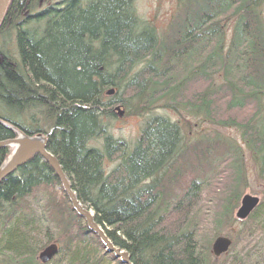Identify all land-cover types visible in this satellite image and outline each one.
I'll list each match as a JSON object with an SVG mask.
<instances>
[{
  "label": "trees",
  "instance_id": "1",
  "mask_svg": "<svg viewBox=\"0 0 264 264\" xmlns=\"http://www.w3.org/2000/svg\"><path fill=\"white\" fill-rule=\"evenodd\" d=\"M43 1L11 0L2 21L0 120L48 136L77 201L132 264H264V196L228 255L211 253L236 224L244 152L264 178V0H175L161 35L134 0ZM115 107L142 118L131 148L106 133ZM13 138L0 126V142ZM53 242L46 264H119L35 157L0 183V264H41Z\"/></svg>",
  "mask_w": 264,
  "mask_h": 264
},
{
  "label": "water",
  "instance_id": "2",
  "mask_svg": "<svg viewBox=\"0 0 264 264\" xmlns=\"http://www.w3.org/2000/svg\"><path fill=\"white\" fill-rule=\"evenodd\" d=\"M11 0H0V28L4 19L7 8ZM112 94V91L107 93ZM120 111L119 109H116ZM122 115V112H119ZM0 126L10 130L15 136L13 139L0 142V149H8L9 155L0 164V183L18 168L32 161L35 157H40L53 172L57 178L61 191L67 198L72 211L84 221L87 230L97 237L104 253L111 255L114 261L119 264H132L128 254L115 247L107 238L104 231L94 223L93 214L85 209L77 201L71 186L65 177L57 159L47 151L48 136L43 134L26 135L16 127L0 120ZM259 200L249 195H244L239 202V207L235 217L237 220H245L258 206ZM231 246V241L225 237H217L211 246V253L214 257L219 258L226 254ZM58 248L55 244H51L44 248L38 255L41 264L50 262L57 255Z\"/></svg>",
  "mask_w": 264,
  "mask_h": 264
},
{
  "label": "rangeland",
  "instance_id": "3",
  "mask_svg": "<svg viewBox=\"0 0 264 264\" xmlns=\"http://www.w3.org/2000/svg\"><path fill=\"white\" fill-rule=\"evenodd\" d=\"M45 1L49 3V1L55 2L56 0H45ZM45 1H43V4L41 5V8L43 9H44V5L48 4ZM175 5H176L175 0H134L133 8L136 14L143 21H146L149 25L151 24L156 29V31L159 33V35H161L165 31L167 23H169L172 16L175 14V8H176ZM263 15H264V10H263ZM205 86H206L205 83H198L197 85L195 84L192 87V90L199 91V90H202ZM110 96L111 94L108 95L107 97H110ZM114 109L116 110L120 108L115 107ZM159 113L162 114L163 112L158 111V114ZM235 116L236 115H233V117ZM142 122H143L142 118L132 114L131 112L124 115V111H123L122 115H119V112L116 110V117L111 120L109 124V128L106 131V133L107 132L110 133V135L115 140L124 141L127 144V146L131 148L137 136L139 135V129H140V126L142 125ZM42 127L48 130L46 127L41 126V128ZM222 132L232 142L235 141L237 144L240 143L239 135L233 129H226ZM13 136L15 135L13 134ZM244 154L245 156L243 157L242 164L244 165L245 170H246L245 172L246 188L243 190L242 197L244 195H249L251 197L257 198L260 202L262 201V198L264 196V178H261L258 176V173H259L258 170H255L253 164L250 162V159L247 153L244 152ZM106 164L108 166L109 165L112 166L111 162L106 161ZM238 207H239V204H238ZM237 209L235 210L234 215H233L234 219L236 220V224L232 225L231 227L224 226L220 230L219 235H218V237H225L229 239L231 241V244L236 238L241 239V236H239L238 234L239 232H241L242 221H245L252 214L251 213L245 220H237L235 217ZM53 244L55 243L53 242ZM38 255H37V259H38ZM222 256H225V254Z\"/></svg>",
  "mask_w": 264,
  "mask_h": 264
},
{
  "label": "bare ground",
  "instance_id": "4",
  "mask_svg": "<svg viewBox=\"0 0 264 264\" xmlns=\"http://www.w3.org/2000/svg\"><path fill=\"white\" fill-rule=\"evenodd\" d=\"M34 135H35V134H34ZM8 151H9V150H8ZM8 155H9V153H8ZM8 155H7V156H8ZM7 156H6V157H7ZM6 157H5V158H6ZM4 160H5V159H4ZM4 160H3V161H4ZM48 246H49V245H48ZM45 248H46V247H45ZM212 256H213V255H212ZM213 257H214V256H213ZM214 258H216V257H214Z\"/></svg>",
  "mask_w": 264,
  "mask_h": 264
},
{
  "label": "flooded vegetation",
  "instance_id": "5",
  "mask_svg": "<svg viewBox=\"0 0 264 264\" xmlns=\"http://www.w3.org/2000/svg\"><path fill=\"white\" fill-rule=\"evenodd\" d=\"M33 123H34V119H33Z\"/></svg>",
  "mask_w": 264,
  "mask_h": 264
}]
</instances>
